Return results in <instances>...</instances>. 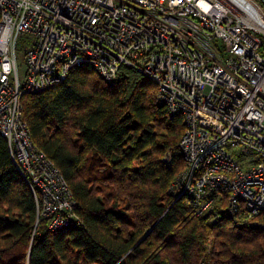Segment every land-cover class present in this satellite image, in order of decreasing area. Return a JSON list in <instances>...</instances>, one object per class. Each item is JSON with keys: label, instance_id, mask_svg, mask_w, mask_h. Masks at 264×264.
Segmentation results:
<instances>
[{"label": "built area", "instance_id": "obj_1", "mask_svg": "<svg viewBox=\"0 0 264 264\" xmlns=\"http://www.w3.org/2000/svg\"><path fill=\"white\" fill-rule=\"evenodd\" d=\"M76 65L107 84L121 66L132 68L154 82L168 116L182 118L184 166L168 188L173 200L185 197L197 217L263 227L255 219L264 210V10L257 0H0V135L34 198L35 226L48 220L51 231L82 222L61 172L31 142L20 98L61 82Z\"/></svg>", "mask_w": 264, "mask_h": 264}, {"label": "trees", "instance_id": "obj_2", "mask_svg": "<svg viewBox=\"0 0 264 264\" xmlns=\"http://www.w3.org/2000/svg\"><path fill=\"white\" fill-rule=\"evenodd\" d=\"M20 106L82 227L35 226L34 198L0 135V264H264V210L255 218L263 227H238L226 215L197 217L185 197L168 194L184 166L183 121L157 103L150 79L121 66L107 84L76 65L61 82L23 94Z\"/></svg>", "mask_w": 264, "mask_h": 264}, {"label": "rangeland", "instance_id": "obj_3", "mask_svg": "<svg viewBox=\"0 0 264 264\" xmlns=\"http://www.w3.org/2000/svg\"><path fill=\"white\" fill-rule=\"evenodd\" d=\"M259 2V5L261 6V0H257ZM261 8L264 10V7L261 6ZM29 38L27 37V42ZM215 44L219 45L222 43H219V41H214ZM25 44L26 39H21L19 41L17 50H16V63H17V72H18V79L21 84L24 83L25 78V61H24V50H25Z\"/></svg>", "mask_w": 264, "mask_h": 264}, {"label": "water", "instance_id": "obj_4", "mask_svg": "<svg viewBox=\"0 0 264 264\" xmlns=\"http://www.w3.org/2000/svg\"><path fill=\"white\" fill-rule=\"evenodd\" d=\"M156 222H157V221H156ZM156 222H155V223H156Z\"/></svg>", "mask_w": 264, "mask_h": 264}]
</instances>
